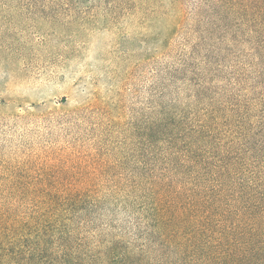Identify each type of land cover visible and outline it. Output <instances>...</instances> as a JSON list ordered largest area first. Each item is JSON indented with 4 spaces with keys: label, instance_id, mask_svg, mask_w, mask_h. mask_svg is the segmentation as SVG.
Returning <instances> with one entry per match:
<instances>
[{
    "label": "rangeland",
    "instance_id": "374dc122",
    "mask_svg": "<svg viewBox=\"0 0 264 264\" xmlns=\"http://www.w3.org/2000/svg\"><path fill=\"white\" fill-rule=\"evenodd\" d=\"M247 103L264 110V0H0V213L83 191L88 241L134 238L124 191L160 106L222 122Z\"/></svg>",
    "mask_w": 264,
    "mask_h": 264
},
{
    "label": "trees",
    "instance_id": "16d2710c",
    "mask_svg": "<svg viewBox=\"0 0 264 264\" xmlns=\"http://www.w3.org/2000/svg\"><path fill=\"white\" fill-rule=\"evenodd\" d=\"M216 115L156 111L150 171L124 191L134 238L109 223L88 241L102 207L75 191L60 208L0 213V264H264V110Z\"/></svg>",
    "mask_w": 264,
    "mask_h": 264
}]
</instances>
